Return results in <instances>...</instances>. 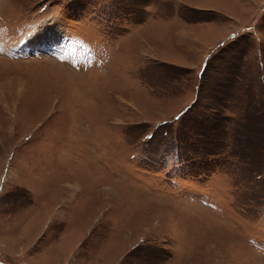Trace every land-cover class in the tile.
I'll return each mask as SVG.
<instances>
[{
	"label": "rangeland",
	"instance_id": "1",
	"mask_svg": "<svg viewBox=\"0 0 264 264\" xmlns=\"http://www.w3.org/2000/svg\"><path fill=\"white\" fill-rule=\"evenodd\" d=\"M0 264H264V0H0Z\"/></svg>",
	"mask_w": 264,
	"mask_h": 264
},
{
	"label": "bare ground",
	"instance_id": "2",
	"mask_svg": "<svg viewBox=\"0 0 264 264\" xmlns=\"http://www.w3.org/2000/svg\"><path fill=\"white\" fill-rule=\"evenodd\" d=\"M54 34V33H53ZM54 36V35H53Z\"/></svg>",
	"mask_w": 264,
	"mask_h": 264
}]
</instances>
